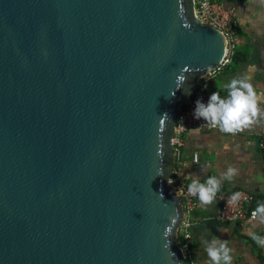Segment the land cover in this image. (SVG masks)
Segmentation results:
<instances>
[{
    "label": "water",
    "instance_id": "water-1",
    "mask_svg": "<svg viewBox=\"0 0 264 264\" xmlns=\"http://www.w3.org/2000/svg\"><path fill=\"white\" fill-rule=\"evenodd\" d=\"M228 51L195 0H0V264H185L172 139Z\"/></svg>",
    "mask_w": 264,
    "mask_h": 264
},
{
    "label": "crops",
    "instance_id": "crops-1",
    "mask_svg": "<svg viewBox=\"0 0 264 264\" xmlns=\"http://www.w3.org/2000/svg\"><path fill=\"white\" fill-rule=\"evenodd\" d=\"M226 9H233L239 35V46L247 53V60L235 69H222L209 84L205 102L213 91L226 95L222 85L238 75H247L258 92H264V0H219ZM250 65L253 71L248 72ZM264 118H253V123L232 133L195 130L185 136L183 159L190 162L194 153H199L197 164L190 163L184 169V179L199 177L203 182L209 176L219 177L228 167L236 168L231 180L221 182L220 191L231 194L245 191L262 201L264 198ZM177 164L175 163V167ZM216 194L212 203L203 205L192 214L191 236L194 256L198 264H210L202 241L213 236L227 240L232 249L231 264H262L264 245L252 239V233L264 236V224L257 219L244 222H223L218 218L221 206ZM254 203V202H253Z\"/></svg>",
    "mask_w": 264,
    "mask_h": 264
},
{
    "label": "clouds",
    "instance_id": "clouds-1",
    "mask_svg": "<svg viewBox=\"0 0 264 264\" xmlns=\"http://www.w3.org/2000/svg\"><path fill=\"white\" fill-rule=\"evenodd\" d=\"M253 69L254 66L250 65L248 72ZM185 78V76L177 78L179 81L177 87ZM203 87L207 88V84ZM222 88L226 90L225 96H221L219 91H213L206 102L201 98L194 101L195 106L192 111L194 119H202L207 124L217 126L221 131L231 133L250 125L257 116L264 118V92L258 93L247 75L233 77L223 84ZM185 91L187 92V89ZM236 171V168L228 167L219 177L209 176L203 182L199 177H189L187 193L197 197L201 204L208 205L220 190L221 182L231 180ZM183 191L184 188L180 187L176 190V194H181ZM241 195L239 191L232 193L228 203L235 204ZM251 216L264 224V201L257 203ZM252 239L259 245H264V236L252 233ZM202 244L210 264H231L232 249L228 246L227 240L213 236L211 240H203Z\"/></svg>",
    "mask_w": 264,
    "mask_h": 264
},
{
    "label": "built area",
    "instance_id": "built-area-1",
    "mask_svg": "<svg viewBox=\"0 0 264 264\" xmlns=\"http://www.w3.org/2000/svg\"><path fill=\"white\" fill-rule=\"evenodd\" d=\"M196 1V14L202 21V23L210 24L211 26L222 31L228 42V56L225 60V64L229 63V57L233 52V49L239 44V35L236 22V13L233 9H226L219 0H195ZM221 68L209 72L203 78L200 79L196 91L194 92L192 101L189 105L182 107L177 120V127L175 128V139H172L174 146L175 162L177 166L174 170V177L172 182L175 190L180 187L184 188V219L180 225L178 231V243L182 249L184 255L185 264H198L194 256V248L192 246L191 225L192 214L198 208L199 200L197 197L187 193V182L184 179L183 170L188 168L189 164H197L200 160L199 153H194L190 162L183 159L185 136L190 131L205 130V131H217L221 133H229L221 131L217 126L207 124L202 119L197 120L193 118L192 111L195 106L194 101L198 98L205 100V93L209 84L216 77ZM207 84V88L203 85ZM232 133V132H231ZM263 146V145H262ZM237 192V191H236ZM242 195L238 202L235 204H229V198L231 194H226L220 197L221 206L218 210V218L223 222H244L255 221L251 216L253 206V196L245 191H239ZM234 193V192H233Z\"/></svg>",
    "mask_w": 264,
    "mask_h": 264
},
{
    "label": "trees",
    "instance_id": "trees-1",
    "mask_svg": "<svg viewBox=\"0 0 264 264\" xmlns=\"http://www.w3.org/2000/svg\"><path fill=\"white\" fill-rule=\"evenodd\" d=\"M230 61L229 63L223 65L219 72L222 71V69H235L239 64L244 63L247 60V53L242 49L239 45L236 46L235 49H233L232 54L229 57ZM262 148H263V154H264V139L262 140ZM218 194H226L222 191H218ZM262 201H264V198H260ZM259 202V199L255 198L253 206L256 207L257 203ZM262 264H264V257L262 258Z\"/></svg>",
    "mask_w": 264,
    "mask_h": 264
}]
</instances>
